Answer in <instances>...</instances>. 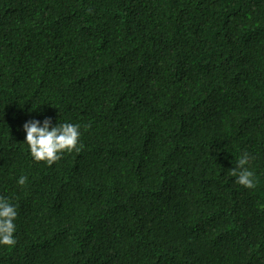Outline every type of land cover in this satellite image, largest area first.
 Here are the masks:
<instances>
[{
  "label": "trees",
  "instance_id": "16d2710c",
  "mask_svg": "<svg viewBox=\"0 0 264 264\" xmlns=\"http://www.w3.org/2000/svg\"><path fill=\"white\" fill-rule=\"evenodd\" d=\"M0 195V264H264V0H0Z\"/></svg>",
  "mask_w": 264,
  "mask_h": 264
},
{
  "label": "clouds",
  "instance_id": "9594fccd",
  "mask_svg": "<svg viewBox=\"0 0 264 264\" xmlns=\"http://www.w3.org/2000/svg\"><path fill=\"white\" fill-rule=\"evenodd\" d=\"M25 141L31 157L36 161H44L52 165L65 152H79L83 148L80 142L82 135L79 123H52L51 117L30 119L23 124ZM251 155L245 151L237 159L233 173L236 182L247 188L255 187V173L250 165ZM27 177L21 175L17 183L24 185ZM17 205L7 196L0 195V246H14L16 244Z\"/></svg>",
  "mask_w": 264,
  "mask_h": 264
}]
</instances>
